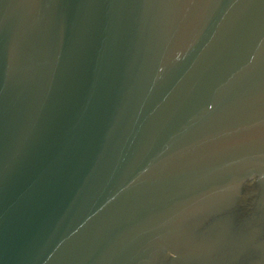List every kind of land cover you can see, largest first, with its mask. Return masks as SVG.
Wrapping results in <instances>:
<instances>
[{
	"label": "water",
	"instance_id": "obj_1",
	"mask_svg": "<svg viewBox=\"0 0 264 264\" xmlns=\"http://www.w3.org/2000/svg\"><path fill=\"white\" fill-rule=\"evenodd\" d=\"M0 264H264V0H0Z\"/></svg>",
	"mask_w": 264,
	"mask_h": 264
}]
</instances>
